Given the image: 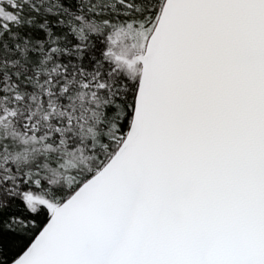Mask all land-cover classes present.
<instances>
[{
  "label": "snow or ice",
  "instance_id": "6c2138e0",
  "mask_svg": "<svg viewBox=\"0 0 264 264\" xmlns=\"http://www.w3.org/2000/svg\"><path fill=\"white\" fill-rule=\"evenodd\" d=\"M0 264H264V0H0Z\"/></svg>",
  "mask_w": 264,
  "mask_h": 264
}]
</instances>
